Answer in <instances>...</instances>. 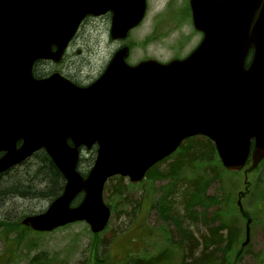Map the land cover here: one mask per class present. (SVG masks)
<instances>
[{"label":"water","instance_id":"water-1","mask_svg":"<svg viewBox=\"0 0 264 264\" xmlns=\"http://www.w3.org/2000/svg\"><path fill=\"white\" fill-rule=\"evenodd\" d=\"M113 4L111 37L124 39L145 5L137 0L125 11V0ZM190 5L202 40L187 57L129 65L124 46L82 87L57 73L37 79L33 66L58 63L80 21L103 11L85 0L67 7L66 0H0V175L43 150L64 180L61 194L42 213L23 218L24 226L51 232L85 222L93 234L102 232L111 215L102 196L106 181L121 176L138 183L189 137H207L229 171L248 160L250 171L262 160L264 0ZM93 146V164L82 176L79 148Z\"/></svg>","mask_w":264,"mask_h":264},{"label":"rangeland","instance_id":"rangeland-1","mask_svg":"<svg viewBox=\"0 0 264 264\" xmlns=\"http://www.w3.org/2000/svg\"><path fill=\"white\" fill-rule=\"evenodd\" d=\"M150 19L151 13L147 15L140 27L132 32L133 37L130 39L132 43L128 45L130 54L127 63L129 65H135L149 58L156 59L159 62H168L173 58L184 57L200 40V34L194 31L191 32L189 26L171 32L166 36L163 34L166 30L161 29L162 38H158L156 34H152L155 31H151L150 23L152 22H150ZM104 28V25L86 27L79 33L77 42L70 46L60 64L40 62L36 66L37 71L39 73L62 71L74 77L82 85L90 84L101 73L113 52L122 46V44L114 41H104V38L101 39V37H99V42H96L97 34H99L97 32L104 31ZM153 35L157 37L156 40L145 41V38ZM78 50L80 53H77ZM94 157V149L82 152V160L78 166L80 172L86 173L90 169ZM173 158V156H169L158 167L160 169L167 168ZM215 166L218 173L217 180L210 179L203 190V196L208 200H215V203L209 204L208 207L196 206L194 211L198 213V216H195V218L187 217V211L184 209V205L181 204L182 198L180 195L186 188L184 184H188L192 176L209 177V175L203 171L202 167L194 169L193 174L192 169L185 168L183 174H181L182 181L177 184L175 189L177 194L173 199V206L182 220V227L186 228L195 239L198 240L207 235L209 228L212 226L225 223L226 225L219 227L221 233L226 235L228 228H232L237 233V241H239L244 237V221L237 216L235 205L236 192L240 189L239 184H241L240 175L239 173H226L218 165ZM34 168L35 160L31 158L24 164L11 169L5 175H1L0 187L11 186L19 180L23 181L22 184H29V182H26V178L28 176L32 177ZM122 179L124 180L123 184L129 185L127 186L126 197L130 198L131 202H125L116 195L109 194L107 188L116 185L117 182L113 178L107 181L104 201L106 204L111 203L114 211L111 212L106 229L98 234L97 241L100 248L106 246L103 254L99 249V256H108L109 259L119 261L131 256L153 255L160 252L165 245L171 244L170 240L178 241L181 239L183 232L179 221L164 218L160 205L163 186H169L170 184L167 182L170 180L171 183L172 180L157 179L152 174L140 183L130 186L131 183L127 178ZM30 184H35V182ZM250 184V187H252L251 193L247 194L241 200V203L254 221L253 230L255 232L251 245V254L254 256L261 254L264 245L262 239L264 233V161L251 176ZM39 188H44V185ZM33 192L30 191L23 197L18 196V194L6 198L0 196V224L5 222L12 224V227H14L16 221L20 223V217L44 211L51 201L36 197L30 199L35 196ZM139 199L142 203L141 209H136L135 214L130 216L134 202L139 201ZM2 229L0 228V264H26L29 259L41 253L44 254L43 258L45 260L51 258V264H81L80 262L88 255L87 249L94 241L93 235H95L91 233L88 225L83 222L73 223L42 234L31 231L25 233L20 228L23 236L17 243L16 238L18 236L11 233L16 232L15 230L6 233L2 232ZM257 240H259L258 243ZM105 241L108 242V245H105ZM237 247L236 244L232 247V250ZM171 249H174L173 245ZM245 251L242 256L237 257L238 251L233 250L231 254L232 263L258 264L251 255H245ZM174 254L176 255L173 256L172 263L178 264V254Z\"/></svg>","mask_w":264,"mask_h":264},{"label":"trees","instance_id":"trees-1","mask_svg":"<svg viewBox=\"0 0 264 264\" xmlns=\"http://www.w3.org/2000/svg\"><path fill=\"white\" fill-rule=\"evenodd\" d=\"M172 156L174 158L171 159V163L167 165V168L160 169L158 167L160 163L165 161L164 160L153 166L148 171L146 178H149L153 174L154 178L157 179L172 180L171 183L170 180L167 182L170 184L169 186H163L160 205L164 218H172L174 221H179L183 232L182 238L178 241L170 240L171 244L165 245L160 252L153 255L131 256L127 259L123 258L122 260L115 261L113 259H109L108 256H99V249H101V253L103 254L106 246H103L102 244L103 247L100 248V244L97 241L99 235H93L94 241L89 245L87 249L88 255L80 262L81 264H173L172 258L176 255L174 253L178 254V264H233L231 260V254L233 252L232 244L237 241L238 236L235 230L228 228L226 235H223L220 231L221 228L219 229V227L226 224L220 223L218 227L212 226L209 228L207 235L197 240L187 231L186 228L182 227V220L175 212L173 206V199H175V195L177 194L175 189L177 184L182 181L181 174H183V170L185 168L192 169L191 172L193 174L194 169L202 167L203 171L207 172L209 175V177L192 176V179L188 182V184H184L186 188L180 195L182 198L181 204L184 205V209L187 211V217L195 218V216H198V213L194 211L196 206L208 207L209 204L214 202L213 200H208V198L203 196L204 186L207 182L210 179L213 181L217 180L218 173L215 165L222 168L213 143L205 137H191L183 142ZM32 159L35 160V168L33 170L32 177L28 176V178H26V182H29V184H22L23 181L19 180L15 181L11 184V186L3 188L0 187V196L2 198L12 197L14 194H18V196L23 197V195L30 193V191H34L33 193L35 196L33 197L31 195L33 198L30 199H34L36 197L51 201L61 193L63 188V178L55 169L48 156L43 151H39L33 155ZM81 160L82 158L79 160V163ZM222 170L226 173H230L223 168ZM80 173L84 175V173ZM1 177L2 176H0V178ZM113 179L117 182V184L109 186L107 188L108 193L116 195L118 198L125 200V202H131L130 198L126 197V191L128 189L127 186L129 185L123 184L124 180L122 178L117 177ZM33 182H35V184H30ZM191 184L193 186L192 189ZM43 185L44 188H39ZM130 186L133 185L130 184ZM107 189L104 187V196ZM108 205L111 208V212L114 211L112 204L109 203ZM141 207L142 203L140 202V199L139 201L136 200L130 211V216L134 215L136 209L139 210ZM22 217L20 218L22 219ZM19 221L20 223L16 221L14 227H12V224L5 222L0 224V228H3L1 230L2 232L9 233L10 230L16 231L11 233H15L18 236L16 238L17 243H19L23 236L21 231H24L25 233L31 231L29 228L21 225L20 219ZM20 228H22L21 231ZM105 243V245H108L107 241H105ZM172 245L174 246L173 250L171 249ZM43 255V253L35 255L29 259L26 264H51V258L45 260ZM240 256H242V252H239L237 257Z\"/></svg>","mask_w":264,"mask_h":264},{"label":"flooded vegetation","instance_id":"flooded-vegetation-1","mask_svg":"<svg viewBox=\"0 0 264 264\" xmlns=\"http://www.w3.org/2000/svg\"><path fill=\"white\" fill-rule=\"evenodd\" d=\"M85 1L93 4L95 10L103 11L104 13L99 14V15H87L82 19L81 23L78 26L76 33L74 34V36L69 41V45H68V48L65 52V55L67 54V51L69 50L70 46L77 42V38L79 36V33L82 30H84L86 27L92 26V25H94L96 27H99V25L105 26L104 31L97 32L99 34H97L98 38H97L96 42H99L98 41L99 37H101V39L104 38V41L109 40V41L117 42L118 44L130 45L132 43L130 41V39L133 37L132 32L134 30H137L140 27L141 23L143 22V20L147 17V15L149 13H151V19H150L151 20L150 22H152V23H150V25L152 27L151 31L152 32L155 31L152 34H156L158 38H162L161 37L162 34L160 33L161 29L166 30V32H163V34L165 36L169 35L171 32H174L178 29H181V28L187 27V26H189L191 28V30H192L191 32L194 31L193 23H192V15H191V6H190V2H189L190 0H143L144 5H145V16H144L142 22L139 25H137L136 27L129 30L124 39L114 40L111 37L110 30H111V21H112V16H113L112 8L114 7L113 3L115 0H85ZM136 1L137 0H125V7H126L125 11L134 10L133 7L135 8V2ZM70 3H72V0H66V7ZM256 15L257 14H255V18H256ZM102 34H103V36H102ZM157 37L153 35V36H150L148 38H145L146 39L145 41H153V40H156ZM252 52H253V49L249 51L247 58H246V61H245V65H248V63L250 62L251 57H252ZM77 53H80V51ZM46 63H50V62H46ZM53 72H58L62 76H64L65 78L69 79L70 81H72L76 84L82 85L74 77H72L71 75L63 73L62 71H52V72L39 73V75L47 76ZM236 193H237V197H236L235 205H236L237 210H238L237 214L240 217L245 219V226H246V222H247V220H250V218L247 216L248 213L245 210L244 205H242L241 199L244 198L247 194H250V189L249 188H246L243 190L239 189V190H237ZM238 200H240V207L241 208H239V205L237 203ZM254 232H255V230L250 229L248 242L245 244L244 242L246 240V233H245V229H244L243 239L234 242V244H232V247L236 246V244H237L238 247L233 249L234 251H238V253L242 252V254H243L244 250H246L245 255H249V256L251 255V257L253 259H255L258 264H264V245L261 249V254L254 255V256H252V254H251L252 253V246L251 245L253 242ZM262 239L264 240V233H263ZM258 242H259V240H257V243Z\"/></svg>","mask_w":264,"mask_h":264},{"label":"bare ground","instance_id":"bare-ground-1","mask_svg":"<svg viewBox=\"0 0 264 264\" xmlns=\"http://www.w3.org/2000/svg\"><path fill=\"white\" fill-rule=\"evenodd\" d=\"M5 199V198H4Z\"/></svg>","mask_w":264,"mask_h":264}]
</instances>
